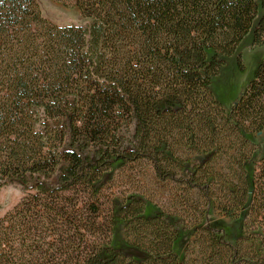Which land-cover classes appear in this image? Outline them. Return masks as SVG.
Masks as SVG:
<instances>
[{
	"label": "trees",
	"instance_id": "obj_1",
	"mask_svg": "<svg viewBox=\"0 0 264 264\" xmlns=\"http://www.w3.org/2000/svg\"><path fill=\"white\" fill-rule=\"evenodd\" d=\"M62 1L89 23L58 26L37 0H0V185L35 191L0 217V264H185L175 250L184 229L161 234L153 224L146 248L111 245L130 216L176 223L144 215L140 195L114 202L109 236L92 239L96 197L118 161L145 158L163 179L179 170L204 187L217 157L251 144L239 158L237 218L264 214V174L249 182L245 168L250 136L264 128V57L229 110L210 88L222 56L252 29L263 42L264 0Z\"/></svg>",
	"mask_w": 264,
	"mask_h": 264
},
{
	"label": "rangeland",
	"instance_id": "obj_2",
	"mask_svg": "<svg viewBox=\"0 0 264 264\" xmlns=\"http://www.w3.org/2000/svg\"><path fill=\"white\" fill-rule=\"evenodd\" d=\"M37 1L41 15L50 23L58 26H86L89 23V19L69 1ZM252 34L253 29L232 55L222 56L223 64L212 78L210 88L226 110L237 101L257 63L264 57V37L261 44H256ZM250 139L256 150L245 162L249 182L253 176L258 178L260 173L264 174V128L252 134ZM251 150V144L237 143L217 157L208 168L212 179L204 187L192 185L197 177H182L179 170L174 178L163 179L157 175L152 162L145 158L116 162L110 176L102 181L96 197L101 225L92 227V239L101 243L109 236L107 226L114 202L120 207L129 202L130 196L140 195L145 200L144 215L161 211L164 215L174 216L176 223L170 224L164 216L148 221L137 215L130 216L119 221L111 234L113 247L121 248L127 240L146 248L154 237L150 235L154 224L161 234L184 229L175 243V250L185 264H264V214L253 207L243 223L237 218L242 202L235 191L242 187L245 178L239 158ZM178 155L185 158L192 157L193 153L191 149L179 148ZM199 182H203L201 176ZM34 192L1 184L0 217H5L23 197ZM228 197L233 201H228ZM132 210L133 207L128 209Z\"/></svg>",
	"mask_w": 264,
	"mask_h": 264
}]
</instances>
